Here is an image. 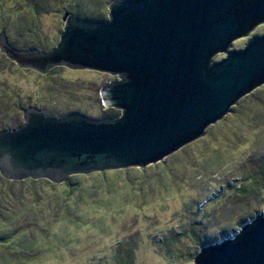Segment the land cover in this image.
<instances>
[{"label": "rangeland", "instance_id": "374dc122", "mask_svg": "<svg viewBox=\"0 0 264 264\" xmlns=\"http://www.w3.org/2000/svg\"><path fill=\"white\" fill-rule=\"evenodd\" d=\"M111 1L0 0V33L11 46L32 41L46 52L59 41L64 13L107 21ZM263 34L261 22L227 52ZM119 79L66 64L40 73L0 52V131L21 126L28 108L52 117L119 118L121 109L105 107L99 96ZM20 206L28 214L1 226L0 256L8 261L0 264H194L201 247L264 215V85L239 97L207 135L142 167L74 174L59 183L0 172V216ZM18 235H33L35 247L16 250Z\"/></svg>", "mask_w": 264, "mask_h": 264}, {"label": "water", "instance_id": "95a60500", "mask_svg": "<svg viewBox=\"0 0 264 264\" xmlns=\"http://www.w3.org/2000/svg\"><path fill=\"white\" fill-rule=\"evenodd\" d=\"M52 49H17L0 33V52L40 73L66 64L117 74L99 90L116 119L77 112L43 116L0 131V172L10 179L49 178L145 166L224 120L238 98L264 85V34L238 51L264 22V0H112L108 20L70 13ZM227 52L222 61L215 55ZM194 264H264V215L231 238L201 247Z\"/></svg>", "mask_w": 264, "mask_h": 264}, {"label": "trees", "instance_id": "16d2710c", "mask_svg": "<svg viewBox=\"0 0 264 264\" xmlns=\"http://www.w3.org/2000/svg\"><path fill=\"white\" fill-rule=\"evenodd\" d=\"M13 47H19V48H36L38 50H44L45 49V46H43L42 44H37V43H34V42H28L26 40H23V41H17V44H12ZM33 201V203H35L37 200H34L32 199L31 202ZM35 201V202H34ZM21 210V211H20ZM27 212V209H25L23 206H20L18 211L16 212H9V211H6L4 213H6L4 216H3V219L2 217L0 216V229H2V225L3 224H9V223H13L11 221H17L18 218H17V215H23V214H28L26 213ZM2 215V213L0 214ZM12 242H15L16 243V250L18 249H27V248H32L33 246L35 247L36 243H37V240L36 238H34V236L32 235V238H26L25 236H22L21 235H18V237H16L15 240H12ZM3 244H5V242H3ZM0 259H3L5 261H8V259L4 256H0Z\"/></svg>", "mask_w": 264, "mask_h": 264}]
</instances>
